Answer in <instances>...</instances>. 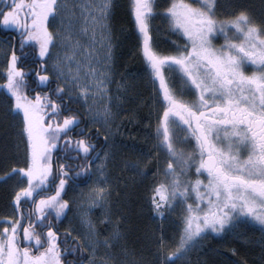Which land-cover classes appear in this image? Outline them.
Wrapping results in <instances>:
<instances>
[{
    "label": "snow or ice",
    "instance_id": "obj_1",
    "mask_svg": "<svg viewBox=\"0 0 264 264\" xmlns=\"http://www.w3.org/2000/svg\"><path fill=\"white\" fill-rule=\"evenodd\" d=\"M222 7L224 18L217 15ZM112 8L113 0H10L0 7V25L16 34L0 41L3 113L19 120L25 148L24 167L0 177H19L10 194L11 215L0 217V264H144L127 250L119 254L124 259L98 257L99 246L108 249L120 239L119 221L104 240L86 214L81 238L73 236L75 229L60 232L54 221L66 218L75 203L64 199L70 181L94 179L80 198L89 209L105 208L107 225L113 223V193L118 201L129 180L151 173L147 200L154 217L164 221L178 206L182 211L176 236L168 237L163 224L153 233V264H191L189 254L209 230L228 233L252 224L264 233V18L257 21L243 5L226 7L221 0H168L163 9L158 0H131L152 85L149 100L159 106L147 167L142 156L116 159L114 137L123 120L117 123L122 104L113 103L108 87L114 82ZM158 15L178 38L167 54L152 35ZM221 36L224 42L215 44ZM29 57L34 67L25 70ZM53 81L57 86L48 92L37 90ZM132 87L121 82L117 91ZM73 103L83 107V118ZM134 116L126 117L129 123ZM7 137V131L0 136V165L8 161ZM113 167L131 175L113 178Z\"/></svg>",
    "mask_w": 264,
    "mask_h": 264
},
{
    "label": "trees",
    "instance_id": "obj_2",
    "mask_svg": "<svg viewBox=\"0 0 264 264\" xmlns=\"http://www.w3.org/2000/svg\"><path fill=\"white\" fill-rule=\"evenodd\" d=\"M167 3L168 0H158L160 9L166 7ZM221 3L226 7H232L236 4L243 5L257 21L264 18V0H234L232 5L228 4V0H221ZM130 4L131 0H114L110 17L112 36L116 46L113 62L114 74L117 76L116 85L118 86L121 82L134 85L127 92H124L123 89L119 92L116 90L118 96H123L122 108L119 113L120 120H117L118 124L123 120V124L119 129V134L114 137L118 149L116 159L134 160L142 156L143 162H145L144 166L151 167V164L146 162L152 159L148 153L154 152L156 112L159 106L152 105L149 100L152 85L145 71V60L138 47V33L135 28L134 17L130 12ZM227 14L224 7L217 13L221 18ZM152 28L155 45L167 54L172 50L170 41L178 40L177 36L169 32L167 22L159 15L152 21ZM2 30L0 25V41L3 40ZM178 42L183 43L182 40ZM1 55L0 71L4 67V59ZM27 79L30 83V77ZM4 82V76L0 75V84ZM5 99L3 90L0 89V136H3L5 131L8 133L6 141L8 161L0 165V177L9 172L11 167L22 166L23 140L18 135L19 120H11V118L6 120L4 118ZM72 107L73 110H76L80 106L74 104ZM132 113H135V116L129 123L126 117ZM80 115L82 118L84 117V115ZM9 125L11 126L9 127ZM88 126L87 128H91L92 125L88 124ZM100 132L102 136L106 134L103 129ZM0 151H3V147H0ZM117 174L125 177L131 175L126 171L121 173L120 167H113L112 177L114 178ZM128 183L129 187L122 192L117 189V192H120L118 201L116 193H113L112 224L106 225L104 223L107 219L106 213L100 215V211L94 209L90 214V220L97 230L100 240L109 237L116 230V222H120V239L110 241L115 246L108 249L103 247L101 252H98V257L112 253L117 255L119 259H124L119 254L122 250H127L133 254L129 257L130 259H143L144 264H153L156 256L153 233L159 234L158 225L163 224L168 237L176 236L182 227L180 222L182 211L178 206L164 221L154 217L147 200L148 189L153 183L151 173L146 177H136L134 181L129 180ZM14 187L12 178L6 182L0 180V217L11 215L9 199ZM71 188H69L64 199L72 200ZM63 218L57 220V226L64 223ZM101 218H105L104 221ZM188 259L191 264H264V235L257 225L253 226L252 224H240L228 233L212 234L207 232L197 247L189 254Z\"/></svg>",
    "mask_w": 264,
    "mask_h": 264
},
{
    "label": "rangeland",
    "instance_id": "obj_3",
    "mask_svg": "<svg viewBox=\"0 0 264 264\" xmlns=\"http://www.w3.org/2000/svg\"><path fill=\"white\" fill-rule=\"evenodd\" d=\"M114 1V0H113ZM190 2H191V0H190ZM110 28H111V23H110ZM111 31H112V29H111ZM112 33V32H111ZM230 35H231V33H230ZM86 42V41H85ZM224 41H223V37L221 36L219 39H217V40H214V43L215 44H217V45H219V44H222ZM55 51H61L59 48L58 49H56ZM112 51H113V57H112V60L110 61V63H111V65H112V69H111V77H112V79L114 80V82L113 83H111V84H109L108 85V87L110 88V95L114 98V100H113V103L115 104V103H121L122 104V98H123V96H120V101H116L115 100V97H117L119 94H117L116 93V90H117V85H116V82H117V76L114 74V69H113V62H114V50L112 49ZM102 54V53H101ZM2 57H3V55H2ZM4 59V58H3ZM253 69H248V71L250 72V71H252ZM75 104H77V103H75ZM77 105H79L81 108H82V110L84 111V109H83V107L80 105V104H77ZM114 111L116 110L115 108L113 109ZM85 113V112H84ZM85 115H86V113H85ZM92 125V124H91ZM93 126H97V127H100L99 125H93ZM181 135H183L182 133H181ZM179 147H186V145H180ZM24 153H25V148H24V142H23V146H22V149H21V158H22V166L21 167H24ZM12 179H13V181H14V185H15V187H17V185H18V180H19V177H17V176H13V177H11ZM193 180H195V176H192L191 177ZM201 179H203V177H201ZM94 184V179H93V181H91L89 184H87V185H82V186H72V188H71V190H70V196H71V199L73 200H75V203L73 204V206H72V210L70 211V212H67V214H66V218L64 217L63 218V222L65 223L66 222V224L68 225V229L67 230H71V229H75V231H77V234H78V236H79V238H81V234H83V233H86L87 232V224H82L81 223V216H82V214H86L85 215V218L87 219V220H89V221H91L90 220V214L93 212V210L95 209L96 211H100V215L101 214H105L106 213V210H105V208H103V207H99V206H97V207H94V208H91V209H89L88 208V206H87V204H86V202H82L81 201V198H80V192L81 191H84V192H87V190H88V188L89 187H91L92 185ZM14 187V188H15ZM69 196V197H70ZM189 202H191V201H189ZM82 203H84V207L82 208L81 207V204ZM26 204H28V203H26ZM104 219L105 218H101V220H103L104 221ZM92 223V222H91ZM93 224V223H92ZM258 226V228H259V225H257ZM208 232H210V233H212V234H218V233H214V232H211L210 230L208 231ZM262 233V232H261ZM263 235H264V233H263ZM103 248V246L101 245V246H99V252H101V249ZM98 256H99V253H98Z\"/></svg>",
    "mask_w": 264,
    "mask_h": 264
},
{
    "label": "flooded vegetation",
    "instance_id": "obj_4",
    "mask_svg": "<svg viewBox=\"0 0 264 264\" xmlns=\"http://www.w3.org/2000/svg\"><path fill=\"white\" fill-rule=\"evenodd\" d=\"M8 2H10V0H1L0 1V7H4L5 6V4L6 3H8ZM2 26V25H1ZM2 28H3V26H2ZM112 32V31H111ZM2 39H4L6 36L7 37H11V36H15L16 34L15 33H11V32H7V31H5L4 29L2 30ZM111 35H113V32L111 33ZM112 44H113V50L115 51V44H114V39H113V36H112ZM29 49H25V51H28ZM19 54V53H18ZM31 60H32V58L31 57H29L27 60H25L24 61V63H23V65H22V67H24V69L25 70H28V69H31V68H33L34 67V65H33V63L31 62ZM34 76H35V73H32L29 77H30V79H31V81H30V83L33 81V79H34ZM55 86H57V83L55 82V81H53V83L50 85V86H48V87H44L43 89H37L38 91L39 90H43V91H45V92H48L49 90H50V88H55ZM75 103H73L72 105H71V108H73L72 106L74 105ZM79 106V105H78ZM77 109H79V113L80 114H82V115H84L85 113H84V111L82 110V108L81 107H77ZM82 111H81V110ZM65 114H67V113H65ZM85 116V115H84ZM93 126V125H92ZM92 126H91V128H92ZM81 127H86V130L88 129L87 127H89L88 125L87 126H85V125H81ZM94 127V126H93ZM95 128H98L97 126H95ZM100 137L102 138L103 136L101 135V132H100ZM93 140H94V142H95V140H96V134L95 133H93ZM57 155H62V154H57ZM91 181H89L87 184H89ZM75 183V185L76 186H78V182H71L70 181V185L72 186L73 184ZM87 184H79V186H82V185H87ZM78 186V187H79ZM23 207L25 208V209H27L28 207H30V204H24L23 205ZM57 220L56 221H54V223L57 225ZM59 227V230H60V232L61 233H63L65 230H67L69 227H68V225L66 224V222L65 223H63L62 225H59L58 226ZM62 227V228H61ZM73 236H76L78 239H79V236H78V234H77V231H74L73 233ZM69 243H71V241H69ZM63 247V246H62ZM69 259H74V257H72V256H70V257H68Z\"/></svg>",
    "mask_w": 264,
    "mask_h": 264
},
{
    "label": "bare ground",
    "instance_id": "obj_5",
    "mask_svg": "<svg viewBox=\"0 0 264 264\" xmlns=\"http://www.w3.org/2000/svg\"><path fill=\"white\" fill-rule=\"evenodd\" d=\"M1 1V0H0ZM2 56V55H1ZM76 107V106H75ZM81 110V109H80ZM82 111V110H81ZM85 115V114H84ZM95 127V126H94ZM93 126H92V128H94ZM78 186H79V184H78Z\"/></svg>",
    "mask_w": 264,
    "mask_h": 264
}]
</instances>
